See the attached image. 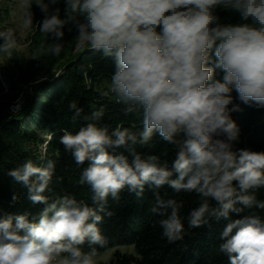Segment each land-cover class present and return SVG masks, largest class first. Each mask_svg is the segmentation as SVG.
I'll use <instances>...</instances> for the list:
<instances>
[{
    "label": "clouds",
    "instance_id": "9594fccd",
    "mask_svg": "<svg viewBox=\"0 0 264 264\" xmlns=\"http://www.w3.org/2000/svg\"><path fill=\"white\" fill-rule=\"evenodd\" d=\"M58 2L35 0L45 14L39 31L59 41L72 23L77 43L111 58L110 91L125 105V114L141 113L142 131L123 126L110 131L93 122L75 134L64 131L59 142L75 163L88 162L80 183L90 186L91 206L67 194L43 195L54 175L51 160L40 167L28 159L9 170L27 188L28 199L44 207L31 219L27 212L0 217V264H95L96 246L108 244L98 225L101 213L113 215L109 197L118 201L127 190L140 198L146 186L155 198L151 212L166 217L159 222L162 236L169 243L182 240L183 201L161 198L165 185L200 197L188 215L190 228L227 221L218 247L230 264H264V218L256 212L231 218L245 209L264 210V200L256 196L264 188V153L233 150L239 128L231 117L239 110L233 91L244 104L264 107V0H64L63 19L59 8L48 14ZM31 5L22 0L23 7ZM217 7L238 13L244 22L220 23ZM25 24L33 25L30 11ZM0 41V53L11 57L18 48L15 33L0 31ZM63 47L41 45L37 54L59 56ZM68 107L74 119L81 117L75 101ZM104 112L101 106L82 119L97 121ZM154 134L174 147L171 167L158 154L137 151ZM85 243L88 252L82 250Z\"/></svg>",
    "mask_w": 264,
    "mask_h": 264
},
{
    "label": "trees",
    "instance_id": "16d2710c",
    "mask_svg": "<svg viewBox=\"0 0 264 264\" xmlns=\"http://www.w3.org/2000/svg\"><path fill=\"white\" fill-rule=\"evenodd\" d=\"M54 6L53 9L49 7L48 14L59 8L60 18L63 19L64 0H59ZM28 11L32 14L36 26L30 39V51L34 55L41 45L47 49L49 44H54L57 40L39 31V23L43 21L45 14L36 5L35 0H32ZM215 14L220 17L222 24L244 22L238 13L223 7H217ZM57 57L45 52L37 54V59L31 61L42 63L51 58L55 60ZM114 71L115 65L111 58L104 57L101 52L92 51L87 45L60 62L48 77L37 80L31 86V93L27 100L23 101L18 112L13 113L7 109L3 117L8 118L0 124V217L27 212L31 219L32 215L44 207L33 204L28 199L27 188L8 175L9 170L22 166L28 159L40 167L45 166L49 160L55 164L49 189L43 195L55 199L57 196L67 194L78 202L84 201L92 205L93 193L90 186L80 183L81 173L88 162L78 166L71 153L66 151L59 141L64 131L75 134L87 122L96 123L98 126L108 125L110 131L117 126L129 128L137 133L142 131L141 113L125 114V105L119 103V98L110 91L111 75ZM222 75L223 73L217 70L216 78H221ZM103 92H108V95L106 97L101 95ZM231 95L233 103L239 105V110L231 113L239 128V137L233 142V150L247 149L264 153V107H259L255 103L244 104L238 99L235 91ZM71 101H75L77 106L83 109L81 117L73 118L74 110L68 107ZM101 106L105 112L100 120L82 119L84 115L90 116ZM136 147L138 152L145 155H160L161 161L167 160L171 167L175 149L172 145L166 144L158 134H154L148 143ZM164 152L168 155L164 156ZM173 178H176L175 174ZM159 192L161 198L165 200L175 198L183 201V207L179 212L184 224L183 239L169 243L162 236L159 222L166 217L151 212L155 198L147 186L140 198L124 190L118 201L111 197L108 199L107 209L113 215L101 213L103 220L98 226L102 234L108 238V244L104 247L96 246L97 256L104 255L113 248L116 250L108 262L99 264H230L228 257L221 253L218 247L222 243L219 238L220 232L227 221L213 220L210 225L190 228L188 215L199 205L200 197L194 192L175 193L167 185ZM13 195L17 197L15 202L12 200ZM256 196L258 200H264V188L258 189ZM249 212H256L264 218V210L260 209H245L240 215L231 214V218L237 219ZM120 246H132L135 252L123 251ZM81 247L84 252L90 251L87 243Z\"/></svg>",
    "mask_w": 264,
    "mask_h": 264
},
{
    "label": "rangeland",
    "instance_id": "374dc122",
    "mask_svg": "<svg viewBox=\"0 0 264 264\" xmlns=\"http://www.w3.org/2000/svg\"><path fill=\"white\" fill-rule=\"evenodd\" d=\"M50 8L53 9L55 6L50 5ZM28 12V8L22 6V0H0L2 31L11 29L15 33L18 44V48L12 50L11 57L0 53V124L3 123L4 119L8 118L3 117L7 109L13 113L21 109L23 101L27 100L31 93V86L37 80L42 77H48L60 62L70 58L87 46L86 43H77V29L72 23H69L64 27L63 38L55 42L64 46L60 55L55 60L51 58V60L43 61L42 63L32 62L33 55L30 51V39L36 26L34 21L31 27L26 26L25 16ZM18 104H20V108L16 109L15 106ZM119 248L129 253L135 252L132 246H120ZM115 250L116 248H113L104 255H96L95 264L108 262Z\"/></svg>",
    "mask_w": 264,
    "mask_h": 264
},
{
    "label": "built area",
    "instance_id": "2783aa9c",
    "mask_svg": "<svg viewBox=\"0 0 264 264\" xmlns=\"http://www.w3.org/2000/svg\"><path fill=\"white\" fill-rule=\"evenodd\" d=\"M2 30H3V27L1 25V20H0V31H2ZM0 77H1V73H0ZM15 107H16V109H19L20 108V104L16 105Z\"/></svg>",
    "mask_w": 264,
    "mask_h": 264
}]
</instances>
